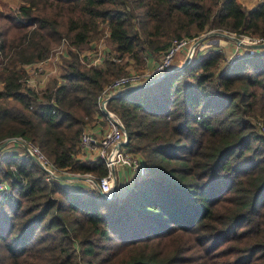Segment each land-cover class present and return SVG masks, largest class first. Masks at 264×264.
I'll return each instance as SVG.
<instances>
[{
	"label": "trees",
	"instance_id": "trees-1",
	"mask_svg": "<svg viewBox=\"0 0 264 264\" xmlns=\"http://www.w3.org/2000/svg\"><path fill=\"white\" fill-rule=\"evenodd\" d=\"M1 1V0H0ZM4 5V4H3ZM0 3V144L20 138L57 169L106 174L77 158L97 97L129 62L210 31L264 41V0H18ZM107 31L118 63L80 53ZM65 42L59 79L35 90L25 66ZM124 59H127L125 62ZM195 53L158 82L108 101L145 173L122 195L47 182L25 153L0 155V264H264V49L222 67ZM171 68L167 69L169 71ZM115 240V241H114Z\"/></svg>",
	"mask_w": 264,
	"mask_h": 264
},
{
	"label": "built area",
	"instance_id": "built-area-1",
	"mask_svg": "<svg viewBox=\"0 0 264 264\" xmlns=\"http://www.w3.org/2000/svg\"><path fill=\"white\" fill-rule=\"evenodd\" d=\"M197 39L198 38L173 39L166 50L161 53L151 70L142 75L128 74L119 77L105 86L97 97V111L94 119L96 122L93 126L89 125L82 132L78 147L80 149L79 158H81L82 161L89 157L87 160L98 159L104 163L106 174L98 179L95 178V181H89L95 187L96 191L102 193L105 197L110 198L113 194L114 187L117 189L118 185L126 182V173L123 171L129 170L138 177L143 176L145 173V168L141 165L133 152L127 148L128 138L124 126L119 117L108 109V101L130 88L162 76L166 70L171 67L172 61L179 52H185L183 62L188 61L189 63L194 54L200 51L201 47H206V45L202 43L196 44ZM258 41L263 42L260 39L254 41L250 40L247 47L250 48L251 44H257ZM63 44L65 45V42H63ZM237 45L243 46L238 43ZM237 51L238 49L231 54L229 58H226L229 66L233 65L244 56L243 52ZM250 51H253V49ZM105 59H109L114 63L120 61V59L116 57L98 54L95 58H87V63L89 66L94 67L101 64ZM27 82L30 81L27 80ZM100 121L104 124L101 129L99 127ZM15 141L22 145L28 156L35 158V162L45 173V180L47 182H59L61 176L67 175V172L53 166L40 150L32 144L26 143L20 138H17ZM118 182H120V184H118ZM121 189H123V191L125 190L123 187H121ZM0 190H8V185L6 183H0Z\"/></svg>",
	"mask_w": 264,
	"mask_h": 264
},
{
	"label": "rangeland",
	"instance_id": "rangeland-1",
	"mask_svg": "<svg viewBox=\"0 0 264 264\" xmlns=\"http://www.w3.org/2000/svg\"><path fill=\"white\" fill-rule=\"evenodd\" d=\"M0 3H1V5L4 4L2 6V9L6 10V9L11 8L13 10L17 7L18 0H1ZM256 6L257 5H255V7ZM245 8L250 10L248 7H245ZM211 32H213V33L214 32H221L223 34H226L229 37H220V36H215V35H209V33H211ZM107 36H108V33L105 30L104 35L100 39L93 40L92 42H90L88 44L87 48H85L84 50L81 51L80 56H81V58L85 59L86 63H87V58H89V59L95 58L98 54H101L104 56L108 55L109 57H114L113 48L109 44V42L107 40ZM230 37L236 38L237 36L230 34V33H227V32H224V31H210V32L201 34L198 36L197 40L204 39L201 43L206 45V47H201L200 51H198L197 53L200 52L205 56V55H207L208 52H210V50L213 49L214 51L219 52L224 56V61L222 63V67H227V66H229V63L226 60V58H229L231 56V54H233L237 49H238V51L243 52V54H245V55H254V54L259 52V50L250 51L252 49L247 47V45H249L248 42L250 40L251 41L257 40L256 38H251V37H246V36L237 37L244 44L243 46H238L237 43ZM183 38L192 39L189 37H183ZM195 38H197V37H195ZM211 40H218V41L221 40V42L224 41L225 43L224 44H218V45L216 44L217 48H213L215 45L208 46V44H209V42H211ZM63 42H64V40L61 41V44L53 51V53L50 55V57L48 59H46L45 61L37 63V64L25 66V70L27 71V75H28V76H26V85L27 86H29L35 90L45 89V88H48V86H50L51 81L54 78L59 79L60 66H61L63 58L66 56L65 45L63 44ZM259 43H262V42L258 41L257 44H259ZM184 54H185V52L182 51V52L177 53V55L175 56V58L178 57V58L182 59L181 64L183 63V59L185 57ZM160 55L159 54L152 55V59L158 60ZM149 57L150 56H148V55L144 57L145 64L142 67H136L132 64V62H129V65L126 68L127 75L128 74H140V75H142L145 72L151 70L153 68L152 66L154 64L152 66H147V64L149 62ZM175 58H174V60H175ZM126 60L127 59H124L123 61L125 62ZM174 60L172 61V64H173ZM172 64H171L170 68L173 67ZM27 80H29L30 82H27ZM95 116H96V113L93 115L94 119H95ZM255 121H256L255 122L256 127L258 128L257 130H259L260 132H264V130H263L264 127L262 126L263 125L262 119L258 117L255 119ZM95 122H96V120L89 122L88 124L90 126H93L95 124ZM103 126H104V124H102V122L100 121L99 122L100 129ZM23 153H24V148L17 141H11V142L7 143L6 146L0 150V155H9L10 154V155L21 156V155H23ZM133 154L139 160L141 165L145 168V165L143 164V158L137 153H133ZM79 155H80V153L78 154L77 158L81 160V158H79ZM87 158H89V157H87ZM87 158L84 159V161L87 160ZM123 172L126 173V179H127L126 182L122 183V184H120V182H118V184H120V185H118L115 192L111 195V198L105 199L102 197L103 199L111 200L115 197H117V198L122 197V195H125V193L131 188V187L127 188L129 182H130V185L133 186L135 181L137 180V178H139L137 175H134V173L129 171V170H125ZM67 175H80V176L85 175L84 177L87 178L86 180L62 181V182H66V183H62V184L66 185V187L69 190L84 191L87 189H91V190L95 189V187L89 181V180L95 181L94 176H91L89 174H73V173H67ZM0 183H4V182H0ZM121 187H123L125 190L123 191V189H121ZM1 193L9 195L12 192H11L10 188L8 187V190H6V191L0 190V194Z\"/></svg>",
	"mask_w": 264,
	"mask_h": 264
},
{
	"label": "water",
	"instance_id": "water-1",
	"mask_svg": "<svg viewBox=\"0 0 264 264\" xmlns=\"http://www.w3.org/2000/svg\"><path fill=\"white\" fill-rule=\"evenodd\" d=\"M209 35H215V36H220V37H229V36H227L226 34H223V33H221V32H214V33L211 32V33H209ZM230 38H232V39H233L236 43H238L239 45H244V44L242 43V41L239 40L237 37H236V38H235V37H230ZM203 40H204V39L197 40L196 44H200ZM224 43H225V42H224V41L221 42V40H219V41H218V40H211V42H209L208 46H213V45H216V44H224ZM250 48L253 49V50L264 49V42L259 43V44H251ZM187 64H188V61H185V62H183L179 67H176V68H173V69L171 68L169 71L165 72L162 76L157 77V78H154V79L150 80L149 82L143 83V84L138 85V86H135V87H133V88H130V89L124 91L123 93L119 94L118 96L123 95V94H129V93H132V92L137 91V90H139V89H142V88H144V87H147V86H149V85H152V84L158 82V81H159L161 78H163L165 75H167V74H169V73H171V72H173V71L179 70V69L183 68L184 66H186ZM116 97H117V96H116ZM15 140H17V139H16V138H8V139H5V140L0 144V150H1L2 148H4V147L6 146L7 143H9V142H11V141H15ZM32 159H33L34 161H36L34 157H32ZM84 176H85V175H84ZM84 176H80V175H64V176H61L59 180H60V181H77V180H86L87 178L84 177ZM115 190H116V187H114L113 193L115 192ZM98 193H99V195H100L101 197H103V198H105V199H110V198H111V197H110V198L105 197V196H104L102 193H100V192H98Z\"/></svg>",
	"mask_w": 264,
	"mask_h": 264
},
{
	"label": "crops",
	"instance_id": "crops-1",
	"mask_svg": "<svg viewBox=\"0 0 264 264\" xmlns=\"http://www.w3.org/2000/svg\"><path fill=\"white\" fill-rule=\"evenodd\" d=\"M240 1V3L242 4V5H244L245 7H248L250 10L252 9H254V7H255V5H258L259 4V0H239ZM218 45V44H217ZM217 45H215L213 48H217L216 46ZM157 60H153L152 59V56H150L149 57V62H148V64H147V66H152L155 62H156ZM181 62H182V59H180V58H178V57H176L175 58V60H174V62H173V67H172V69L173 68H176V67H179L180 66V64H181ZM101 65H103V64H101ZM131 187V185H130V182H129V184H128V187L127 188H130Z\"/></svg>",
	"mask_w": 264,
	"mask_h": 264
}]
</instances>
